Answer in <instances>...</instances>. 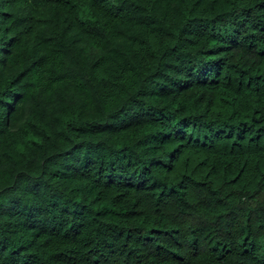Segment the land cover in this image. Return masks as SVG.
<instances>
[{
    "label": "trees",
    "instance_id": "obj_1",
    "mask_svg": "<svg viewBox=\"0 0 264 264\" xmlns=\"http://www.w3.org/2000/svg\"><path fill=\"white\" fill-rule=\"evenodd\" d=\"M0 264H264V0H0Z\"/></svg>",
    "mask_w": 264,
    "mask_h": 264
}]
</instances>
